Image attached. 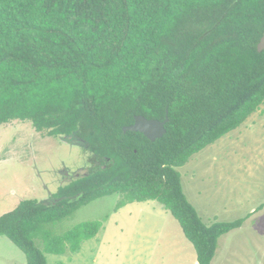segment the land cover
I'll list each match as a JSON object with an SVG mask.
<instances>
[{
  "label": "trees",
  "instance_id": "1",
  "mask_svg": "<svg viewBox=\"0 0 264 264\" xmlns=\"http://www.w3.org/2000/svg\"><path fill=\"white\" fill-rule=\"evenodd\" d=\"M264 0H0V125L28 121L79 134L100 160L55 203L21 200L0 215L26 264L76 252L103 220L58 230L82 205L118 193L114 210L156 200L179 222L197 264L243 218L206 224L178 167L238 128L264 102ZM164 120L149 140L122 127ZM79 195L77 200L71 198Z\"/></svg>",
  "mask_w": 264,
  "mask_h": 264
},
{
  "label": "rangeland",
  "instance_id": "2",
  "mask_svg": "<svg viewBox=\"0 0 264 264\" xmlns=\"http://www.w3.org/2000/svg\"><path fill=\"white\" fill-rule=\"evenodd\" d=\"M74 142L38 133L28 121L0 125V215L21 200L55 201L49 196L61 186L63 167L82 165L70 179L96 170L100 164L85 165L88 158L78 148L87 144ZM177 169L182 190L204 223L243 218L218 238L211 264H264V102L242 125ZM119 198L118 193L97 198L59 223L60 232L106 217L79 250L45 253L46 264H191L193 245L161 203L134 201L115 211ZM0 264H26L25 254L4 235Z\"/></svg>",
  "mask_w": 264,
  "mask_h": 264
},
{
  "label": "water",
  "instance_id": "3",
  "mask_svg": "<svg viewBox=\"0 0 264 264\" xmlns=\"http://www.w3.org/2000/svg\"><path fill=\"white\" fill-rule=\"evenodd\" d=\"M257 51L261 52L264 50V32L260 37L257 43ZM168 121L167 115L165 116L164 120H157V119H148L142 115L134 116V122L130 125L123 126V132L126 131H138L141 132L144 136H146L149 140L154 141L157 138L162 137V135L166 132L165 123ZM79 195L74 196L71 198V201L77 200ZM60 199H56L51 203H55ZM43 203V202H40ZM46 204V203H45Z\"/></svg>",
  "mask_w": 264,
  "mask_h": 264
},
{
  "label": "flooded vegetation",
  "instance_id": "4",
  "mask_svg": "<svg viewBox=\"0 0 264 264\" xmlns=\"http://www.w3.org/2000/svg\"><path fill=\"white\" fill-rule=\"evenodd\" d=\"M20 121V120H19ZM9 123V122H8ZM5 124H7V123H5ZM3 125V124H2ZM35 130V129H34ZM36 132H38V131H36ZM38 133H41V132H38ZM41 134H43V133H41ZM45 135H47V134H45ZM48 136H54V135H48ZM56 137H62L63 138V140L65 139V140H71L72 142H74V141H77V143L78 144H80L81 142L82 143H85V144H87V146L86 147H88V148H86V149H81L82 147H78L77 145H75L74 143L73 144H71V145H75V146H77L80 150H82V153L85 155V156H87V162L85 163V165H87V163H89V164H95V163H100V160L94 155V152L90 149V147H89V144H88V142L86 141V139H84L80 134H79V132L77 131H75V132H73L72 134H60V135H56ZM63 142V141H62ZM65 143H67L66 141H64ZM80 142V143H79ZM68 144V143H67ZM80 167H82V165H80V166H76V167H72V168H67V167H63L62 168V170H61V172H60V180H59V183H60V187H59V189L55 192V193H53L51 196H49V197H52L53 198V200L54 199H57V198H59L60 196H58V194H59V191H60V188H63L64 186H66V185H68V184H70L72 181H74V180H76V179H79V178H82L83 176H87L91 171H89V172H87L85 175H82V176H76L75 178H72V179H70V174L72 173V172H74V170L75 169H77V168H80ZM99 167V166H98ZM47 199H49V198H47ZM47 199H44V200H47ZM41 202V201H40Z\"/></svg>",
  "mask_w": 264,
  "mask_h": 264
},
{
  "label": "crops",
  "instance_id": "5",
  "mask_svg": "<svg viewBox=\"0 0 264 264\" xmlns=\"http://www.w3.org/2000/svg\"><path fill=\"white\" fill-rule=\"evenodd\" d=\"M194 251H195V249H194ZM195 255H196V252H195ZM190 256H191V258H190L191 264H197V258H194L193 254H190ZM156 264H161V263H156Z\"/></svg>",
  "mask_w": 264,
  "mask_h": 264
}]
</instances>
